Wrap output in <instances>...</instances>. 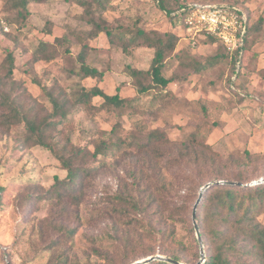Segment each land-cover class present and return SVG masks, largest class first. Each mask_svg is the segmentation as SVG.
I'll return each mask as SVG.
<instances>
[{"label":"rangeland","instance_id":"rangeland-1","mask_svg":"<svg viewBox=\"0 0 264 264\" xmlns=\"http://www.w3.org/2000/svg\"><path fill=\"white\" fill-rule=\"evenodd\" d=\"M7 1L0 0V65L10 50L15 54L17 66L15 81L8 89L13 97L24 102L26 108L34 106L37 111L50 112V101L32 80L38 78L42 84L56 90L64 87L68 94L81 84L82 77L76 74L80 69L77 55L86 41L84 36L87 32L77 19L82 9L70 0H47L43 4L31 0V17L23 28H19L7 20L4 11ZM236 1L249 11L253 24L259 19L264 23V0ZM171 2L174 3L173 0ZM112 6L106 17L115 26L131 27L139 23L146 30H173V25L155 0H112ZM49 24L53 28L51 35L43 32ZM56 37H64L68 41L60 46L63 57L53 64L43 62L34 67L31 54L40 40L52 41ZM251 40L252 48L247 52L243 65L253 71L240 79L237 91L231 89L229 70L225 62H221L202 74H190L187 80L170 85L174 95L153 111L146 108L151 98L143 97L140 100L144 111L124 117L125 137L130 133H146L160 127L167 130L175 142H184L202 126V142L216 155V162L206 163L201 169L185 164L170 167L167 159L161 162L158 172L161 169V174L174 185L173 197H169L167 208L181 205L187 194H197L198 198L201 188L214 182L219 174L230 177L247 174L250 186H256L255 182L264 179V24L262 32L254 34ZM86 44L95 48L86 59L87 66L107 72V89L114 92L120 87L124 97H135L124 69L131 66L148 70L153 51L140 48L127 56L119 49L108 50V40L104 35L94 44ZM179 49L198 58H213L219 52V45L204 40L193 44L185 39ZM254 53L258 55L256 62H253ZM177 66L176 63L173 68L177 69ZM83 81L88 86L95 83L91 79ZM203 106L207 109L206 121L202 115ZM112 124L113 120L106 114L93 119L84 112L76 111L69 116L67 124L52 133L53 140H49L58 143V148L66 143L67 138L73 145H91L107 137ZM28 145L30 143L25 140L22 126L13 128L11 133L0 128V264H51L64 254L69 256V264L75 260L93 264V258L89 259V256L95 239L103 236L104 246L110 247L116 227L122 228L126 224L114 215L116 204L113 198L127 185L130 186L135 176L140 175L143 160L135 149H130L128 155L116 153L107 159L100 157L99 162L89 166H98L101 162L107 165L96 174L84 177L79 186H73L71 191L75 192V196L68 195L64 203L57 206L52 201H39L38 198L54 186L55 177L63 180L66 172L48 150ZM250 154L252 158L248 157ZM173 156H178L177 152ZM145 170L153 175L155 164L145 167ZM77 198L81 200L78 207ZM61 208L65 213H59ZM103 212H107V216ZM208 214L209 209L202 210L205 231L212 226ZM46 219L71 228L79 226L78 233L58 250L52 249L50 242L59 233L48 225ZM260 221L264 223V216L260 217ZM189 228L169 222L167 225L163 223L159 232H174V241L185 246V259L191 264H204L207 237H202L203 258L196 231L192 233ZM159 255L165 257L157 247L154 257ZM150 257H142L139 261Z\"/></svg>","mask_w":264,"mask_h":264},{"label":"trees","instance_id":"trees-1","mask_svg":"<svg viewBox=\"0 0 264 264\" xmlns=\"http://www.w3.org/2000/svg\"><path fill=\"white\" fill-rule=\"evenodd\" d=\"M34 1L37 4H43L47 0ZM70 1L82 9L77 19L87 31L84 36L86 41L83 42L81 51L77 55L80 69L76 74L82 77L81 84L68 94L63 86L62 89L56 90L54 87L42 84L38 78H34L32 82L46 94L52 110L43 113L37 111L34 106L26 108L24 102L21 103L18 98L13 97L8 89L9 85L15 81L17 66L14 52L7 51L0 65V128L4 132L11 133L13 128L22 126L25 129V140L30 143L27 147H43L60 162L66 177L63 180L55 177L54 186L38 198L39 201H52L57 206L64 203L68 195L75 196V192L71 191L73 186H79L80 182L84 181V177L96 174L101 167L107 165L101 162L98 166H89L90 163H97L100 157L107 159L116 153L128 155L130 149H135L141 161L143 160L140 175L135 176L132 184L127 185L113 198L116 204L114 215L120 217L119 219L126 224L122 228L116 227L114 236L111 238L114 242L110 247L104 246L103 236L95 239L89 259L93 258L91 261L93 264H117L118 262L134 264L142 257H154L158 247L166 258L182 264H191L185 259L184 244L174 241V232L161 234L159 228L163 223L167 225L170 222L188 226L194 233L192 214L199 196L197 198V194L196 196L187 194L181 205L173 209L167 208L169 197H173L174 185L168 182L161 174V169L160 172L158 169L161 168L160 164L164 159L171 164L170 167L185 164L201 169V166L206 163L216 162V155L207 144L202 142L204 138L202 126L184 142H175L169 137L167 130L160 127L146 133H130L128 137H125L124 117L127 114L138 115L144 111L140 100L143 97L151 98L146 108L153 111L174 95L170 85L187 80L190 74H202L221 62H225L229 70L231 89L237 91L240 79L245 78L253 70H247L242 65L237 72L235 61L224 45L214 38L204 40L219 45V52L213 58H198L186 50L179 49V45L186 38L184 28L179 25L182 16L177 13L192 2L230 6H243V4L236 0H173L174 3L171 0H155L173 25V30L162 32L157 29L146 30L139 26V23L131 27L115 26L106 17L107 11L113 7L112 0ZM30 3L31 0H8L4 5L7 20L23 28L31 17ZM245 10L249 22L244 59L252 48V36L260 34L264 24L261 19L253 24L249 11ZM51 25H47L43 30L47 35L53 34ZM101 35L108 40V50L119 49L127 56L140 48L153 51L148 70L131 66L124 69V73L130 80L129 86L136 93L135 97H124L120 87L110 92L107 89V72L87 66L86 59L95 48L86 43L94 44ZM67 42L64 37H56L52 41L40 40L31 54L32 65L35 67L43 62L51 64L57 62L63 57L60 46ZM257 59L258 55L254 53L253 62ZM176 63L177 69L173 68ZM233 77L236 78L235 81L232 80ZM85 79H91L95 83L88 86L83 81ZM201 110L206 121L207 109L203 106ZM76 111L84 112L93 119L98 115L106 114L111 121L113 120L112 128L107 137L91 145H73L67 138L66 143L58 148L59 144L49 139L53 140L52 133L58 132L60 127L67 124L69 116ZM174 152H177L178 156H173ZM248 157L252 158L251 154ZM153 163L155 170L153 175H149L145 167H151ZM218 181L225 183L210 188L204 194L197 209V223L201 237H207V258L204 264H264V223L260 221V217L264 216V184L248 185L250 180L247 174L235 177L219 174L216 175L214 182ZM1 198L0 195V208ZM75 201L78 207L81 200ZM203 209H209L208 215L212 219V226L206 231L201 218ZM59 213H65V211L61 208ZM103 214L107 216V212ZM77 216L80 221L79 213ZM205 219L204 217V222ZM45 221L59 233L56 239L50 242L52 249L58 250L78 233L79 226L71 228L48 219ZM68 259L67 254L59 255L51 264H69ZM73 264L83 263L75 260ZM148 264L172 263L155 260Z\"/></svg>","mask_w":264,"mask_h":264},{"label":"built area","instance_id":"built-area-1","mask_svg":"<svg viewBox=\"0 0 264 264\" xmlns=\"http://www.w3.org/2000/svg\"><path fill=\"white\" fill-rule=\"evenodd\" d=\"M177 14L182 16L179 25L185 30L186 40L195 44L207 38L216 39L235 61L237 72L241 69L249 22L243 6L192 2Z\"/></svg>","mask_w":264,"mask_h":264},{"label":"water","instance_id":"water-1","mask_svg":"<svg viewBox=\"0 0 264 264\" xmlns=\"http://www.w3.org/2000/svg\"><path fill=\"white\" fill-rule=\"evenodd\" d=\"M222 183H225V182H210L208 183L207 185H205L202 189H201V192H200V195H199V199L197 200L195 206H194V209H193V214H192V220H193V224H194V227H195V231H196V234H197V238H198V241L201 245V250H202V257L204 258L205 255H204V250H203V242H202V237H201V233H200V228L198 226V223H197V209H198V206L199 204L201 203L203 197H204V194L212 187L218 185V184H222ZM254 184H264V179L258 181V182H255ZM241 185V184H239ZM155 260H160V261H166V262H170L172 264H182V263H179L177 261H174V260H171L169 258H166V257H163V256H155V257H150V258H147V259H144L142 261H138V262H135L134 264H148L152 261H155ZM200 264V263H199Z\"/></svg>","mask_w":264,"mask_h":264}]
</instances>
